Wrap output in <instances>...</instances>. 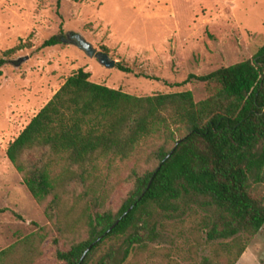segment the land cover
Instances as JSON below:
<instances>
[{
    "label": "trees",
    "instance_id": "obj_1",
    "mask_svg": "<svg viewBox=\"0 0 264 264\" xmlns=\"http://www.w3.org/2000/svg\"><path fill=\"white\" fill-rule=\"evenodd\" d=\"M18 49L1 52L0 77ZM90 77L83 68L68 76L6 149L49 225L2 249L0 264H37L47 240L54 264H88L122 236L126 246L97 264H124L158 237V210L194 217V230L205 232L210 256L187 264H236L264 225V44L250 59L188 75L182 83L195 79L210 91L200 101L190 90L136 96ZM117 162L129 167L130 188L112 209Z\"/></svg>",
    "mask_w": 264,
    "mask_h": 264
},
{
    "label": "rangeland",
    "instance_id": "obj_2",
    "mask_svg": "<svg viewBox=\"0 0 264 264\" xmlns=\"http://www.w3.org/2000/svg\"><path fill=\"white\" fill-rule=\"evenodd\" d=\"M59 33L60 44L41 48ZM73 34L131 72L89 56L74 44ZM263 44L264 0H0V55L18 46L14 61L27 56L19 66H4L0 77V208L6 209L0 213V251L49 225L6 149L68 76L83 68L93 82L136 96L190 90L200 101L210 91L195 79L182 83L188 75L250 59ZM128 172L121 162L110 172L119 182L109 201L112 209L130 188L124 181ZM153 221L158 237L124 264H187L210 256L205 232L193 228L194 217H168L158 210ZM123 240H106L88 264L123 249ZM43 247L37 264H54L55 248L49 240ZM60 248L65 249L63 242ZM236 264H264V225Z\"/></svg>",
    "mask_w": 264,
    "mask_h": 264
},
{
    "label": "water",
    "instance_id": "obj_3",
    "mask_svg": "<svg viewBox=\"0 0 264 264\" xmlns=\"http://www.w3.org/2000/svg\"><path fill=\"white\" fill-rule=\"evenodd\" d=\"M71 37L74 39V44H76L78 47H80L81 49H83L89 56H91V57H95V56L98 57L100 59V62L103 63L104 65L108 66V67H115L116 62L114 60L109 59V56L106 53L98 52L97 49L94 48L93 45L91 43H89L88 41H86L82 36L77 35V34H73V35H71ZM26 59H27V56L19 57V58L15 59L16 66H19ZM179 141H181V140H179ZM172 151L169 153V155L172 153ZM149 184H150V182H149ZM130 209H131V207L127 211H129ZM118 222H119V220H117L107 230V232L110 231ZM101 238H102V236H100L98 238V240H100ZM91 247H92V244L84 251V253H83L82 257H81V260L85 257V255L91 249Z\"/></svg>",
    "mask_w": 264,
    "mask_h": 264
}]
</instances>
